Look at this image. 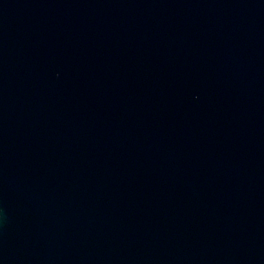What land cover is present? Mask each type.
<instances>
[{
	"label": "water",
	"instance_id": "95a60500",
	"mask_svg": "<svg viewBox=\"0 0 264 264\" xmlns=\"http://www.w3.org/2000/svg\"><path fill=\"white\" fill-rule=\"evenodd\" d=\"M0 264H264V0H0Z\"/></svg>",
	"mask_w": 264,
	"mask_h": 264
}]
</instances>
